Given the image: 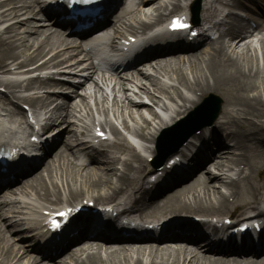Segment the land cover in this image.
Returning a JSON list of instances; mask_svg holds the SVG:
<instances>
[{"label": "bare ground", "instance_id": "obj_1", "mask_svg": "<svg viewBox=\"0 0 264 264\" xmlns=\"http://www.w3.org/2000/svg\"><path fill=\"white\" fill-rule=\"evenodd\" d=\"M187 1L129 0L109 27L77 41L51 29L55 22L36 10L39 0H0V87L5 89L0 93V145L12 140L13 128H33L27 110L36 123L44 122L40 136L49 152L42 158L65 135L41 169L36 163L0 196V264H264V237L258 248H233L222 237L215 240L208 222L190 220L222 219L264 200V19H244L230 10L222 15L221 0H201L199 39L162 48L127 72L123 70L135 62L100 66L91 57L96 42L135 32L146 20L186 15L191 6ZM80 51L86 52L80 59L85 72L77 85L48 72H58ZM51 52L41 63L21 70ZM157 55L162 57L154 59ZM71 87L70 97L59 93ZM44 88L52 91L42 92ZM210 92L221 99L220 119L186 142L180 152L183 162H169L148 194L145 179L154 175H148V158L157 151L160 136ZM57 99L62 100L52 106ZM76 121H82L83 133L70 126ZM88 122L111 139H99L96 129L89 136ZM59 125L63 129L53 134L50 128ZM222 136L232 145L221 148ZM205 158L210 161L203 166ZM115 197V205L137 206L144 220L162 225L140 239H120L98 230L97 220L84 219L75 225L73 247L46 257L16 238H22L17 233L23 226L18 212L42 214L63 206L87 207L88 202L111 205ZM111 217L103 215L104 225Z\"/></svg>", "mask_w": 264, "mask_h": 264}, {"label": "rangeland", "instance_id": "obj_2", "mask_svg": "<svg viewBox=\"0 0 264 264\" xmlns=\"http://www.w3.org/2000/svg\"><path fill=\"white\" fill-rule=\"evenodd\" d=\"M6 8H8V7H6ZM5 8L3 7V8H1V10H4ZM24 16V18L26 17V15H23ZM264 17V16H263ZM21 18H22V16H21ZM20 17H19V19H21ZM18 19V20H19ZM16 20V18H14V19H12V20H10V21H8V22H6L4 25H3V27H5L6 25H8V24H10V23H12L13 21H15ZM36 22H38V21H36ZM111 24V23H110ZM109 23L107 24V25H110ZM48 55V54H47ZM46 55V56H47ZM46 56H43V59L46 57ZM49 56V55H48ZM47 56V57H48ZM260 57V56H259ZM42 59V60H43ZM41 62V60L38 58L37 60H35L34 62H32V63H30V64H28V67L29 66H33L34 64H37V63H40ZM25 69H27V67H24L22 70H25ZM38 72H35L34 73V75H36ZM28 76V75H27ZM0 90H1V92L0 93H3V92H5L4 90V88L3 87H0ZM210 94H212V95H215L216 97H218L219 99H220V97H219V95L218 94H216V93H212V92H210ZM2 95V94H1ZM3 96V95H2ZM209 96V93L208 94H206V95H204V97L201 99V101L200 102H202L206 97H208ZM3 97H5V96H3ZM221 100V99H220ZM199 102V103H200ZM23 106V105H22ZM219 112H218V114H217V116H216V118H215V120L212 122V124L213 123H215L217 120H219L220 119V116H221V101H220V103H219V110H218ZM204 115H201V116H198L197 117V119H201V120H203L204 118H206V119H208L207 117H208V115L204 112L203 113ZM205 119V120H206ZM72 128H73V126H71ZM91 130H92V124H91V128H90ZM62 139H65V136H64V138H62ZM60 145H61V143L60 144H58V148L60 147ZM223 145V144H222ZM224 145H227V143L224 141ZM229 145V144H228ZM231 145V144H230ZM58 148L57 149H55L54 150V152L55 151H57L58 150ZM53 152V153H54ZM53 153L52 154H50V156H48V157H46V158H44L43 160H42V162H40V164H39V167H40V169H41V167L43 166V164L45 163V161H47V160H49L50 159V157L51 156H53ZM207 163V162H206ZM91 165V164H90ZM211 169L214 171V168L213 167H211ZM65 254V253H64ZM64 254H62L60 257H62Z\"/></svg>", "mask_w": 264, "mask_h": 264}, {"label": "snow or ice", "instance_id": "obj_3", "mask_svg": "<svg viewBox=\"0 0 264 264\" xmlns=\"http://www.w3.org/2000/svg\"><path fill=\"white\" fill-rule=\"evenodd\" d=\"M171 27H172L173 29H179V28H184V27H186V25L180 23L179 20H175V19H174V20L172 21Z\"/></svg>", "mask_w": 264, "mask_h": 264}]
</instances>
